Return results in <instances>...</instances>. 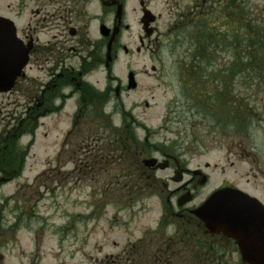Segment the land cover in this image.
Listing matches in <instances>:
<instances>
[{
	"label": "flooded vegetation",
	"instance_id": "flooded-vegetation-1",
	"mask_svg": "<svg viewBox=\"0 0 264 264\" xmlns=\"http://www.w3.org/2000/svg\"><path fill=\"white\" fill-rule=\"evenodd\" d=\"M194 1L189 14L197 11L201 15L203 21L198 25L185 20L188 9L181 8V0H19L15 5L10 2L7 13L0 15L14 23L20 46L27 51L21 77L9 93H19L20 105L0 134L2 141L8 142V154L4 156L18 154L17 146L24 137L20 130L31 138L39 133L43 139L54 130L53 169L57 176L61 172L94 176L109 174L114 168L124 172L125 167L134 179V174L144 175L151 194L147 198L163 200L159 223L149 232L147 242L140 238L137 244H127L116 255L106 254L102 264H248L228 220L215 218L210 231L196 216V210L208 198L197 201L205 187L201 186L200 177L181 163L177 153L149 144V129L134 115L137 106L127 102L139 90L143 78L156 81L159 47L167 41L171 30L188 27L187 41L200 40L203 49H209L207 36L218 40L219 34L212 33L206 23L211 16L210 11L204 12L206 1ZM211 4L219 8L222 5V18L230 23L245 0L239 4L237 0H211ZM162 6L176 16L165 32L162 28L166 18L158 11ZM140 55L146 56L150 65L138 70L132 59ZM125 59L129 61L124 62ZM208 87L212 90L210 105L217 111V118L212 120L234 131L241 129L248 141L242 151L247 166L245 186L222 182L211 194L225 189L240 191L259 204L255 211L264 216V133L259 149L253 144L251 133L252 121L260 119L261 114L237 103L236 100L243 101L232 94L230 87ZM249 94L243 100H249ZM144 107L148 108L147 102ZM219 109L224 110L221 115ZM49 121L53 122L52 128L47 125ZM260 122H264V117ZM140 130L144 132L142 139L138 135ZM129 158L130 169L124 166V160ZM149 159L157 161L150 168L143 164ZM67 163L71 165L68 170ZM166 171L171 172L168 179L156 176ZM3 172L15 170L0 173ZM175 176L182 181H174ZM100 183L106 189L113 185V181ZM138 188L128 195L131 209L144 194ZM103 206L105 210L109 205ZM148 244L152 252L145 255L143 246Z\"/></svg>",
	"mask_w": 264,
	"mask_h": 264
},
{
	"label": "rangeland",
	"instance_id": "rangeland-1",
	"mask_svg": "<svg viewBox=\"0 0 264 264\" xmlns=\"http://www.w3.org/2000/svg\"><path fill=\"white\" fill-rule=\"evenodd\" d=\"M18 1L0 0V15L7 13L10 2L15 5ZM205 1L204 12L211 13L206 23L212 33L219 34L220 45L210 47L213 57L212 64L205 65L207 76L212 85L230 87L232 94L243 101L236 100L237 103L250 106L262 118L264 0H245V5L237 0L239 13L230 23L222 18V5L212 7L211 0ZM194 5V0H181L180 3L181 8L188 9L185 20L198 25L203 21L201 15L198 16L197 11L189 14ZM167 9L162 6L158 10L166 18L163 32L176 17L172 16L174 11L170 15ZM188 32V27L171 30L167 41L159 47L156 81L143 78L139 90L127 102L137 106L134 115L149 129V144L164 152L177 153L189 170L200 169L208 176V183L197 200L202 201L222 182L245 186L247 166L242 151L248 141L241 129L234 131L227 125H218L202 113L207 104H211L210 85L201 83L196 88V105L183 96L186 84L181 83L182 70L193 52L192 42L187 41ZM257 38L263 45L252 48L243 44L247 40L257 43ZM223 39H226L224 44ZM235 39L240 41L235 42ZM243 48H247L249 57H244ZM132 60L138 70L150 65L144 55ZM183 80L187 81V77ZM247 94L251 98L243 100ZM18 96L19 93L0 95V134L20 105ZM144 102L148 103V108L144 107ZM260 119L252 121L251 127L257 149L263 145L264 122ZM47 125L52 128L53 122L49 121ZM55 134L51 130L49 137L43 139L38 133L33 142L30 137L23 138L19 148L31 147L27 150L22 173L9 183H0V264H102L108 253L116 255L127 244H137L140 238L146 243L149 232L159 223L163 200L147 198L151 194L150 189H146L148 184L144 175L134 174V179L133 173L124 167V172L114 168L109 174L84 176L61 172L57 176L53 169ZM138 135L142 139L144 132L140 130ZM131 160H124V166L130 169ZM207 165L209 168H205ZM70 166L67 163L66 170ZM156 176L168 179L171 172H159ZM103 181H113V185L106 189L100 183ZM136 186L138 191L144 190V194L140 195L139 204L131 209L127 199L131 192L137 191ZM155 186L158 192V184ZM171 187L175 188L174 185ZM105 203L109 206L103 210ZM148 246H143L145 255L152 252ZM182 257L183 254L181 260Z\"/></svg>",
	"mask_w": 264,
	"mask_h": 264
},
{
	"label": "water",
	"instance_id": "water-1",
	"mask_svg": "<svg viewBox=\"0 0 264 264\" xmlns=\"http://www.w3.org/2000/svg\"><path fill=\"white\" fill-rule=\"evenodd\" d=\"M26 56L27 51L21 48L12 22L0 17V93H6L13 87L26 63ZM155 163L154 159L144 161L148 167ZM173 180L179 182L181 177L177 176ZM201 181L203 184L205 177ZM256 205L258 204L255 200L241 192L227 189L213 194L195 214L210 231L214 229L215 218L229 220L232 224L229 229L239 241L245 262L264 264V216L262 213L260 217L257 215ZM250 229L257 233H251Z\"/></svg>",
	"mask_w": 264,
	"mask_h": 264
},
{
	"label": "trees",
	"instance_id": "trees-1",
	"mask_svg": "<svg viewBox=\"0 0 264 264\" xmlns=\"http://www.w3.org/2000/svg\"><path fill=\"white\" fill-rule=\"evenodd\" d=\"M246 39L247 36L245 35ZM258 42H251V40L243 41V44L246 45V47L251 46L252 48H256L257 46L263 45L260 39L257 38ZM200 40L194 39L192 41V47H193V52L190 55V60L187 61L185 65V70H182V75H181V83H185L186 85L183 86V93L185 98L189 101H191L194 105H196V100H197V93H196V88L199 87V84H208L212 85V80L208 78L207 72L205 71L206 67L205 65H211L212 64V57L210 55V49L212 48L211 46L213 44H219L217 40H214L211 36H207V42H208V47L209 49H203V46L200 45ZM240 40L235 39V42H239ZM220 46V45H218ZM211 47V48H210ZM244 52L243 55L244 57L247 56L249 57V52H247V48H243ZM247 54V55H246ZM187 69V70H186ZM184 73H187L184 75ZM184 77H187V81L183 80ZM204 82V83H203ZM193 106V105H192ZM200 111V110H199ZM213 108L210 104H207V106L203 109L202 113L210 119H215L217 118V111L212 114ZM219 115H221L224 110L219 109ZM4 151L2 150V153ZM8 152V151H7ZM23 158L22 154H17L14 155L13 157H5L1 158L0 157V169H3L4 167H9V168H20V165L18 162Z\"/></svg>",
	"mask_w": 264,
	"mask_h": 264
}]
</instances>
